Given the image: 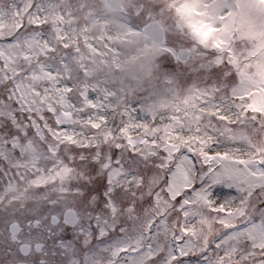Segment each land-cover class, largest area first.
I'll list each match as a JSON object with an SVG mask.
<instances>
[{"label": "snow or ice", "instance_id": "obj_1", "mask_svg": "<svg viewBox=\"0 0 264 264\" xmlns=\"http://www.w3.org/2000/svg\"><path fill=\"white\" fill-rule=\"evenodd\" d=\"M0 264H264V0H0Z\"/></svg>", "mask_w": 264, "mask_h": 264}]
</instances>
